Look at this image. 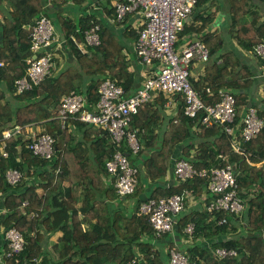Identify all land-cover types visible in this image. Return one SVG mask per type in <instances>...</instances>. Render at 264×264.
I'll return each instance as SVG.
<instances>
[{
  "label": "trees",
  "instance_id": "1",
  "mask_svg": "<svg viewBox=\"0 0 264 264\" xmlns=\"http://www.w3.org/2000/svg\"><path fill=\"white\" fill-rule=\"evenodd\" d=\"M74 1L86 2L0 0V264H38L36 260L40 264H123L133 259H137L135 264H169V250L174 242L160 243L167 234L160 238L155 235L150 215L140 213L141 205L186 189L196 197L209 192L207 180L198 176L186 182L176 179L177 183L170 186L163 182L175 163L174 155L197 169L232 165L240 195L246 201L242 222V218L227 215L228 223L220 224L226 212L207 209L213 197L210 195L204 198L202 209L184 210L177 216V234L190 259L203 264H264V164H254L264 160V143L260 144L264 141V128L258 141L251 140L243 151H237L233 136L223 125L202 124V113L196 118L187 116L182 96L163 91L144 103L130 123L129 130L135 131L140 141L137 154L125 143L117 147L107 130L89 123L71 120L63 126L57 116L63 98L72 90L82 91L90 111L95 110L99 87L106 78L123 87L126 96L135 92V76L130 71L124 44L103 19L94 12L74 14L58 10L73 7ZM203 1L207 0H198L195 8ZM229 2L230 36L256 54L255 47L264 42V20H258L255 13H251L254 19L248 18L253 2ZM107 3L111 5L110 0ZM52 8L56 9L53 13ZM108 13L116 19L115 7ZM43 14L70 45L74 61L31 89L18 92L16 81L25 75L26 60L31 55L32 27ZM206 14L199 15L205 25L213 20L211 12ZM97 25L101 43L86 44V33ZM204 27L188 28L185 23L179 37L198 33ZM143 28L144 25L137 32L128 26L125 36L137 40ZM200 41L208 46L210 54L203 61L205 74L198 81L190 77L194 88L206 104L217 103L227 90L236 97L237 105L241 104L239 89L249 82L240 60L231 51L220 52L219 33H208ZM77 42H84L88 51L82 52ZM167 95L179 100L171 114L166 111ZM241 119L243 114L237 110L235 124H242ZM30 125L37 126L38 134L46 132L55 138L56 152L51 159L40 158L31 151L33 138L27 129ZM8 129L15 134L6 138L3 132ZM180 146L183 149L176 154ZM118 149L127 153L131 164L138 168L137 187L127 195L117 192V175L106 169V161ZM9 169L22 174L15 185L8 181ZM190 223L195 225L191 237L185 232ZM12 228L25 238L19 254L12 253L5 236ZM231 230H235L232 236ZM219 235L230 238L217 240ZM203 239L216 241L207 247ZM185 241L189 243L185 245ZM217 248L233 249L237 255L218 258L214 253Z\"/></svg>",
  "mask_w": 264,
  "mask_h": 264
},
{
  "label": "built area",
  "instance_id": "2",
  "mask_svg": "<svg viewBox=\"0 0 264 264\" xmlns=\"http://www.w3.org/2000/svg\"><path fill=\"white\" fill-rule=\"evenodd\" d=\"M198 0H121L115 4L116 20L122 21L128 14L140 13L144 16V28L139 33L135 42V52L145 65L149 66L146 79L142 86L132 95L126 96L123 87L114 80L106 78L99 87V100L95 110L86 109L85 95L72 90L63 98L58 114L63 126L71 120L89 123L97 128L107 130L112 142L120 147L124 143L137 154L140 141L135 131L129 130L133 116L140 107L149 102L156 92L163 91L167 94L177 93L186 101L185 114L196 118L202 113L201 123L206 126L215 124L223 125L226 132L233 136L235 143L237 117L236 97L230 90L221 94V99L214 104H206L191 82V64L194 60L207 61L210 50L200 41L193 40L182 49H177L176 44L185 25V20L190 16ZM100 27L94 26L86 33V44L97 46L101 43ZM55 38V26L52 20L41 15L32 27L31 55L27 58V69L23 77L16 81L18 92L31 89L38 85L52 69V54L48 50ZM256 54L264 59V42L255 47ZM1 65V63H0ZM209 90V89H207ZM264 128V119L255 107H250L242 120L241 137L245 142L255 140ZM4 136L10 137L11 130H5ZM30 144V149L35 156L51 159L56 152L55 138L49 133L35 134ZM235 146L236 150H241ZM7 156V152H4ZM223 158V155H220ZM106 169L117 175L115 187L121 195L131 194L137 187L138 168L131 164L129 155L118 149L113 157L106 161ZM174 175L180 182H186L198 176L207 180V188L213 195L207 209L209 211H225L219 223H228V216H239L246 209V201L240 195L239 184L235 168L228 164L225 167L212 166L197 169L185 159H176ZM7 178L10 184L15 185L22 179V174L17 169H9ZM192 190L162 197L158 200L150 199L140 207V213L150 215V222L155 230V235H171L173 246L169 250V264H203L190 259L188 253L181 248L174 239L177 216L182 213ZM228 215V216H227ZM195 225H187L185 232L193 236ZM6 239L13 254H19L25 246L23 234L16 228L6 232ZM218 258L235 256L237 252L228 248H217L214 251ZM137 259L123 264H135ZM38 264L39 260H36Z\"/></svg>",
  "mask_w": 264,
  "mask_h": 264
},
{
  "label": "crops",
  "instance_id": "3",
  "mask_svg": "<svg viewBox=\"0 0 264 264\" xmlns=\"http://www.w3.org/2000/svg\"><path fill=\"white\" fill-rule=\"evenodd\" d=\"M109 0H86L84 4H78L75 1L73 2V7H58L59 11L66 10V12L72 11L74 14L77 13H97L102 19L105 24H107L109 30L112 32L114 36H116L123 44H124V51L127 56V59L130 62V71L134 73L135 76V85L134 90L135 92L142 86L144 80L146 79V74L149 70V66L145 65L140 59L138 58L135 52V41L133 39H129L125 36V31L128 26L132 29H135L137 32L139 31L140 27L144 25L145 18L140 13H132L127 15L122 21H118L114 16L109 15L108 9L111 7H115V4L120 0H110L111 5L107 2ZM250 3L254 7L251 9L250 14L248 15L249 19H254L255 17L251 13H255L258 20H264V3H261L259 0H249ZM50 4H48L49 6ZM108 6V8H106ZM230 9L231 4L229 0H207L194 9L193 13L191 14L192 18L188 21H185L186 26L188 28H202L200 32H189L182 37H179L178 44H176L177 49H182L187 43L193 40H200L208 33L218 34L221 38V53L226 54L230 51L234 53L237 58L241 62L242 68L245 70V80L249 82L248 85L243 84V87L239 89L241 94V104L237 105V110L241 111L244 114L247 112V109L250 107H255L258 110L259 115L264 119V61L259 56H257L254 52H249L245 50L238 42L230 36L229 34V27L232 24L231 16H230ZM262 10V12L260 11ZM56 9H50V12L53 13ZM209 11L213 14V20L211 23L205 25V23L199 18V15H207L206 12ZM78 48L82 52H87V46L84 42H77ZM52 54V75H55L57 72L65 69L67 66V62L71 63L74 61V55L71 51L70 45L65 41V39L61 38V33H59L55 29V38L51 47L48 49ZM218 62H221L219 60ZM205 66L206 64L200 60H194L191 64V77L198 81L201 76L205 74ZM81 91V89H80ZM82 92V91H81ZM134 92V93H135ZM133 93V94H134ZM168 98L167 102L165 103L167 113H173L178 106V99L174 96H166ZM242 122V119H241ZM241 125L236 126L235 130V140L236 142L234 145L241 148L240 152L244 150V146L247 142H245L241 137ZM34 128L37 129L36 125H30L27 127L29 131H33ZM260 135V134H259ZM259 136L255 139L258 141ZM261 140V138H260ZM264 143V141H260V144ZM183 146H180L176 150V154H180ZM238 151V150H237ZM176 160V158H175ZM256 166H262L264 164V160L254 163ZM166 183L167 186L177 183L176 178L174 176V165L169 171L166 179L163 181ZM150 185V184H149ZM207 195L213 196L210 192L204 193L203 195L196 197L193 196L189 198L186 204L185 210L189 211L191 209H202L205 204V199ZM242 214L239 218H242ZM243 221V218L241 222ZM241 230V228H240ZM235 233V230H231L230 236ZM60 234V233H59ZM58 235L53 236V240L57 238ZM228 235H219L217 240H222L223 238H230ZM160 243L165 242L164 244H168L169 242H173V238L171 235H165L161 237ZM174 239L181 247L182 250L186 251L183 246L184 241L179 235L177 234V226L175 227V234ZM215 239L207 240L203 239L202 242L209 247ZM3 242L2 233L0 231V243ZM168 242V243H167ZM187 245V241H185ZM163 244V243H162ZM169 247L166 246L165 249L167 250Z\"/></svg>",
  "mask_w": 264,
  "mask_h": 264
},
{
  "label": "rangeland",
  "instance_id": "4",
  "mask_svg": "<svg viewBox=\"0 0 264 264\" xmlns=\"http://www.w3.org/2000/svg\"><path fill=\"white\" fill-rule=\"evenodd\" d=\"M38 131H39V129L34 128L33 131H28V132H30V133H31V136H33V135H35V134L40 133V132H38ZM239 216H240V215H239ZM239 216H236V217H239Z\"/></svg>",
  "mask_w": 264,
  "mask_h": 264
},
{
  "label": "water",
  "instance_id": "5",
  "mask_svg": "<svg viewBox=\"0 0 264 264\" xmlns=\"http://www.w3.org/2000/svg\"><path fill=\"white\" fill-rule=\"evenodd\" d=\"M191 18H192V16L190 15V16H188V17L186 18L185 21H188V20L191 19ZM176 156H177V155H174V156H173V162H175L174 160H175Z\"/></svg>",
  "mask_w": 264,
  "mask_h": 264
}]
</instances>
